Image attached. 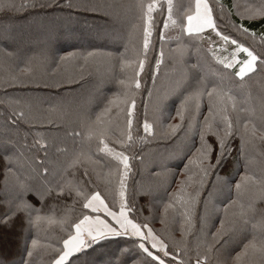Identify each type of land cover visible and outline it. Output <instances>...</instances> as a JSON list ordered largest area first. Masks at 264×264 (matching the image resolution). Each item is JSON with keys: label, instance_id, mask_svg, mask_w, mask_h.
Masks as SVG:
<instances>
[{"label": "trees", "instance_id": "trees-1", "mask_svg": "<svg viewBox=\"0 0 264 264\" xmlns=\"http://www.w3.org/2000/svg\"><path fill=\"white\" fill-rule=\"evenodd\" d=\"M237 1L220 0L228 10L224 18L220 19L214 0H209L213 4L220 30L246 46L255 48L257 52L264 53V43L259 39L254 41L252 37L240 34L232 27L233 23L243 24L259 36L264 32V17L241 19L236 8L232 7ZM3 2L19 5L23 0ZM38 2L44 6L11 10L0 8V83L13 75L20 81L8 88L0 87V94L8 92L20 101L14 105L15 108L28 112L26 105H30L32 112L42 118L31 126L20 123L17 131L10 124L6 126L8 108L0 104V264H51L55 252L46 246L60 247L58 239L65 235L57 225L46 226L41 223L39 228L31 226L24 211L10 215L5 222L4 214L9 207L7 201L17 195L19 188L13 175L9 176L8 185L5 186L4 157H15L17 151L23 153L27 162L21 159L14 172L31 188L43 191L45 181L54 184L61 178L73 152L78 149L95 151L97 141L95 137L88 138L80 114L97 111L105 97L122 92L124 88L119 81L133 78L135 62L142 52V22L139 19L140 11L136 7L137 0H68V3L77 5L76 7H69L66 0ZM190 2L191 0H172L173 18L177 19V26L169 22V26L165 28L167 0H157L159 6L152 13L151 43L144 69L139 76L140 88L136 89L133 84L129 89L136 101L133 112V136L136 139L126 153L130 156L132 167L127 195L130 201L135 200L140 209L134 213L137 222H147L165 240L170 250L179 247L177 255L185 264H195L197 251L205 250L204 244L197 247L199 223L196 224V230L183 239L180 220L178 217L173 219L172 210H169L164 222L161 219L163 202L167 199L166 192L174 191L178 186L177 181L187 175L183 168L189 155V141L181 138L173 143L160 135L161 124L169 123L168 117L175 114V107L179 103L182 89L177 86V82L187 73L191 78L188 84L197 75H203L211 84L217 82L215 74L222 73L224 85L236 97L238 107L250 110L239 113L241 119L247 117L258 127L264 122V107L259 105V101L264 105V73L249 74L241 82L239 78L232 76L234 69L225 72L223 66L213 59L206 39L181 35L179 17ZM248 2L258 6L261 0ZM93 6L96 10H90ZM37 27L49 29L55 36L42 43L43 35L36 34ZM161 33L164 35L163 41L160 39ZM206 33L218 44L219 39L214 33L209 30L204 33L205 36ZM105 36L109 41L99 40ZM178 46L183 49L182 55ZM88 53L92 55L88 56ZM85 56H88L87 63L83 59ZM61 57L64 59L61 60ZM158 57L161 58V63L157 69L155 61ZM121 60L131 61L133 64L122 68ZM26 66L30 67V71L23 72L22 69ZM233 117L235 118V114ZM113 119L119 127H123V115ZM145 119L153 124L154 131L150 136L142 129ZM171 122H178V118ZM36 132L42 136L36 137ZM111 135L119 136V131L114 130ZM37 139L43 147L35 143ZM232 144L233 151L221 161L219 174L231 178L234 191V184L239 179L236 173L238 170L243 171L245 157L237 151L238 137ZM112 146L119 149L118 145ZM262 152L264 145L259 143L255 150L249 149L247 152L249 171L257 176L264 168ZM132 156L139 158L132 159ZM94 159L99 160L101 166L97 167L96 172L89 168V178L96 184V190L101 191L110 203L112 198L105 192L103 179L97 180V173L103 177L108 168L113 166V162L111 158H104V153H98ZM43 168L48 169L47 173L42 171ZM73 171L75 178L80 179L82 168L68 169L65 178L71 179ZM211 179L210 177L209 183ZM207 187L208 185L205 186V192L201 193V199L207 194ZM226 195V191L223 195H218L217 203ZM24 199L33 208L39 209L40 215L48 214L54 205L57 219L63 215L66 206L72 204L71 196L67 193L57 195L56 191L43 200L34 192H28ZM261 207L264 204H257V208ZM73 208L71 215L75 219L82 208L79 203L73 205ZM32 215L35 216L36 213L33 212ZM33 239L37 241L35 247L32 245ZM29 250L32 252L31 256H28ZM157 254L165 259L166 264H175L171 256ZM71 259L72 264H158L151 257L142 254L134 246L133 239L128 237L110 238L102 245L90 248Z\"/></svg>", "mask_w": 264, "mask_h": 264}, {"label": "snow or ice", "instance_id": "snow-or-ice-1", "mask_svg": "<svg viewBox=\"0 0 264 264\" xmlns=\"http://www.w3.org/2000/svg\"><path fill=\"white\" fill-rule=\"evenodd\" d=\"M214 5L220 19H223L228 10L220 3V0H214ZM43 6L38 0H23L19 5L14 2L4 3L0 0V8L10 10ZM68 6L76 7L77 5L68 3ZM158 6L157 0H148V2L137 0L136 2V7L140 11L139 19L142 22V52L135 62L133 78L128 81H119L124 90L105 97L97 111L80 114V120L87 129L88 138L95 137L97 141L95 151L86 152L78 149L73 152L61 173V178L57 179L54 184L45 181L43 191L31 188L14 172V168L21 159L27 162L22 152L17 151L15 157L12 155L4 157L6 161L5 186L8 185L9 176L13 175L19 188L17 195L7 201L9 207L4 214L5 222L10 215L24 211L27 214L28 223L33 227L39 228L41 223L46 226L57 225L65 235L58 239L60 247L46 246L51 247L55 252L51 264H72L71 258H75L77 254L98 247L113 237L132 238L134 246L158 264H166V261L157 253H162L163 257L171 256L175 264H185V261L177 255L180 252L179 247L170 250L165 240L157 235L147 222H137L134 213L140 209L135 200L130 201L127 195L132 167L130 156L126 153L136 139L133 136V112L136 101L129 89L133 84L136 89L140 88L139 76L144 69L152 37V13ZM85 7L88 6L85 5ZM232 7L238 8L235 3ZM90 10L96 9L93 6ZM167 11L164 27L167 28L169 22L177 26V19L173 18L172 0H167ZM245 13L248 19L264 17V0H261L258 6H247L244 12L237 11L241 19L244 18ZM178 26L181 35L187 34L199 39H207L209 52L213 59L223 66L225 72L235 69L232 76L239 78L241 82L249 74L264 73V53L257 52L255 48L246 46L222 32L214 16L213 4L209 0H191L179 17ZM232 27L238 33L250 36L254 41L259 39L261 43H264V32L257 36L255 31L243 24L233 23ZM206 30L214 33L221 43L217 44L212 41L210 35L205 36ZM160 39L164 40L163 33ZM229 44L232 46L231 51L228 50ZM178 51L181 55L183 54V49L179 46ZM219 51L227 54L221 56L218 54ZM241 54H243L242 57ZM91 55L92 53H88V56ZM88 56L83 57L85 63L88 62ZM162 56L163 51L160 54V57ZM160 57L155 61L157 69L161 63ZM63 59L64 57H61V60ZM132 64L131 61L121 60L122 68L131 67ZM22 71L28 72L30 67L26 66ZM215 75L218 77L215 83L210 84L203 75H197L191 84H188L191 78L184 73L177 82V86L182 90L179 103L175 107V114L168 117L169 123L161 124L162 138L172 140L173 143L181 138L189 141L187 144L189 155H187V163L183 168L187 175L184 179L177 181L178 186L174 191L166 192L167 199L163 202L161 219L164 222L169 210H172L173 219L178 217L180 220L183 239L196 230V224L199 223L197 247L204 244L205 250L197 251L195 264H206V262H211V264H264V207L257 208V204H264V168L260 170L258 176L251 173L247 156L248 150H255L257 143L264 145V122L258 127L247 117L242 120L239 113L250 110L239 108L236 97L232 95L230 88L224 85V75L222 73ZM19 82L18 77L13 75L0 83V87L8 88ZM0 96H2L0 104L8 108L6 126L10 124L18 131L20 123L31 126L42 119L32 112L30 105H26L28 112L15 108L14 105L19 104L20 101L8 92L5 91ZM54 110L50 109V111ZM120 115H123V127H119L113 119L114 117L119 118ZM177 118L178 122H171ZM142 129L147 136L152 135L154 131L153 124L147 119L143 121ZM114 130L119 131V136L111 135ZM74 134L79 135V133ZM35 136L40 137L42 134L36 132ZM237 137L239 138L237 151L245 159L243 171L238 170L236 173L239 179L236 180L233 191L231 178L222 177L219 174V168L222 167L221 161L232 153V141ZM139 139H144V137H139ZM35 143L43 147L39 139ZM113 144L123 150L113 147ZM98 153H104V158H111L113 162V166L108 168L103 177L97 173V180L103 179L105 192L108 197L112 198L111 206L101 191L96 190V184L92 183L89 178V168L96 172L97 167L101 166L100 161L94 159ZM261 155L264 156V152ZM131 158L138 159L139 157L132 156ZM77 168L83 169L80 179L75 178V171L71 179L65 178L68 169ZM42 171L47 173L48 169L43 168ZM210 177L212 179L209 183ZM206 185H208L207 194L201 199V193L205 192ZM53 191H56L57 195L67 193L72 197V204L66 206L59 219L54 215V205L53 210L48 214L40 215V210L33 208L24 199L28 192H34L43 200ZM225 191L227 195L217 203L218 195H223ZM77 203L81 205L82 211L73 219L71 213L74 211L73 205ZM33 212L36 213L35 216L32 215ZM36 244L37 241L33 239V247ZM31 255L32 252L29 250L28 256Z\"/></svg>", "mask_w": 264, "mask_h": 264}, {"label": "rangeland", "instance_id": "rangeland-1", "mask_svg": "<svg viewBox=\"0 0 264 264\" xmlns=\"http://www.w3.org/2000/svg\"><path fill=\"white\" fill-rule=\"evenodd\" d=\"M237 6H238V8H236V13H237V11L239 10L240 12H244V10H245V8L247 7V6H249L250 4H249V2H248V0H238L236 3H235ZM238 16H240V15H238ZM241 17V16H240ZM244 18H247V14L245 13V16H244ZM37 29V32H36V34H39V35H43V40L41 41L42 43L43 42H45V41H47V39L49 40V39H52L54 36H55V33L53 34V32L51 31V30H49V29H46V28H43V27H37L36 28ZM209 30H206V32H208ZM206 35L207 36H209V33H206ZM106 37L107 36H105L103 39H99V40H104V41H109L108 39H106ZM96 40H98V39H96ZM112 40V39H111ZM114 40V39H113ZM111 42H113V41H111ZM206 43H209L208 42V40L206 39ZM219 43H221L220 41H218V44ZM32 44V43H31ZM231 48H232V46L229 44L228 45V50L229 51H231ZM222 52L223 51H219L218 52V54L219 55H221V56H223V55H226L227 53H223L222 54ZM243 56V54H241V57ZM235 70V69H234ZM259 105H260V107L263 105V102H261V101H259ZM167 104H169V103H167ZM94 264V263H93Z\"/></svg>", "mask_w": 264, "mask_h": 264}]
</instances>
